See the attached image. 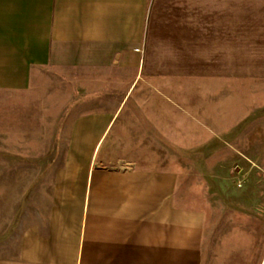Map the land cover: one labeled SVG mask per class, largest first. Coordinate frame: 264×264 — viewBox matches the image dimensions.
I'll list each match as a JSON object with an SVG mask.
<instances>
[{
    "label": "crops",
    "instance_id": "obj_1",
    "mask_svg": "<svg viewBox=\"0 0 264 264\" xmlns=\"http://www.w3.org/2000/svg\"><path fill=\"white\" fill-rule=\"evenodd\" d=\"M250 81H264V0H0V93L39 115L9 139L39 151L0 173L18 179L0 187V264H207L217 175L188 163L218 160L220 140L264 171V116L258 141L235 132L251 97L234 83ZM44 97L73 99L61 158L42 150ZM263 171L227 184L233 256L261 248Z\"/></svg>",
    "mask_w": 264,
    "mask_h": 264
},
{
    "label": "rangeland",
    "instance_id": "obj_2",
    "mask_svg": "<svg viewBox=\"0 0 264 264\" xmlns=\"http://www.w3.org/2000/svg\"><path fill=\"white\" fill-rule=\"evenodd\" d=\"M50 86V83H45ZM234 86L236 89H245L248 91L251 97V114L250 116L238 126V129L235 132L241 131L244 127L249 126L252 127L251 131L254 133L258 141L259 129L263 125L260 124V119L264 116V81L261 82H235ZM50 88V87H49ZM244 90V91H245ZM45 98L44 102V111L45 113L40 114L43 117V141L44 146H42V150L44 156H50L52 159H56L58 157L61 158L64 153L65 146H62L61 141L65 140L67 133V110L68 104L73 101L72 98H61V99H51ZM23 101L19 97H9L3 93H0V173L2 169H6L9 166L12 168L18 167V161L22 158L29 155H34L35 150H38V147L35 146H24V145H16L17 143L9 142L10 137L15 132L18 133L17 130L18 122L20 118L27 113V124L34 126L35 117L39 116L34 113L32 106L29 108L27 106L26 113H19L18 106ZM59 101V102H58ZM58 102V103H57ZM62 102V103H61ZM57 103V104H56ZM62 104V105H61ZM58 105V107H56ZM59 110L56 113L55 110ZM32 111V112H30ZM29 112V113H28ZM37 118V117H36ZM21 120V119H20ZM16 126V127H15ZM13 127V129H12ZM18 131V132H17ZM27 132H34V130H27ZM17 135V134H14ZM16 138V137H15ZM218 147H209V149L217 148L219 150L218 155L219 159H215L214 162H205L201 163H188V169H196L198 167L206 170L211 167L216 171L217 182L216 184L219 189L218 202H219V210L218 212V243L213 240V246L215 248V256L212 258H206L204 261L207 264H261L264 257V237L261 240V248L257 250V257H245L241 256V253H236L235 256L232 255L229 251L226 250V241H225V220H226V208L225 205L227 201V184L229 182L237 183L239 187L247 185L248 187H255L259 184V177L256 170L263 171L262 167H260V163L255 160H251L249 162L244 163L238 159L234 161H226L225 158L231 152L224 148L222 145L223 142H218ZM259 149L258 145L252 146V151L257 152ZM261 149L264 153V142L261 144ZM39 151V150H38ZM207 152L208 149L206 148ZM237 153V151H235ZM49 157V158H50ZM264 176V171L262 172ZM264 181V177H262ZM17 178H4L0 176V187L7 185H17ZM261 182L262 184L264 182ZM236 185V184H235ZM1 189V188H0ZM15 196V195H13ZM237 213H239L240 217L242 213L246 214V211L242 208L235 206ZM238 208V209H237ZM249 214V213H248ZM253 217H257L258 214L255 212H251ZM1 239V237H0ZM214 253V252H213ZM264 264V262L262 263Z\"/></svg>",
    "mask_w": 264,
    "mask_h": 264
}]
</instances>
